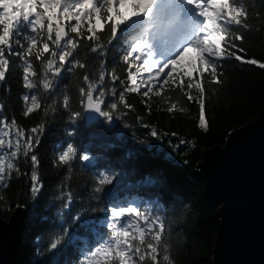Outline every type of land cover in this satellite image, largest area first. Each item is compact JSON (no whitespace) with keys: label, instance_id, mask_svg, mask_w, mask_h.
<instances>
[{"label":"trees","instance_id":"1","mask_svg":"<svg viewBox=\"0 0 264 264\" xmlns=\"http://www.w3.org/2000/svg\"><path fill=\"white\" fill-rule=\"evenodd\" d=\"M244 3L249 11L245 21L249 28L234 27L232 31L245 37L239 46L245 49L247 58L264 62V0H244ZM122 54L116 48L109 49L106 92L113 87L119 92L123 87L119 81L112 84L107 79L113 62H118ZM80 58L82 61L96 60V65L63 74L60 85L66 89L64 94L70 97L72 111L80 110L78 89L85 87L83 75L89 74L90 80L98 83L101 71L94 54L84 50ZM9 59L12 61L10 71L0 84V102L5 105L3 115L9 124L15 118L16 126L24 130L42 123L47 125L36 150L40 159L38 172L43 182L38 198L33 201L30 197V178L18 177L15 171L7 187H0L1 217L8 218L14 205L27 209V226L19 246L17 264H77L84 258L83 251L97 239V230L103 229L104 217L99 209L130 201L152 205L155 215L165 221L156 264H210L214 227L219 221L216 214L218 203L205 197L203 182L194 180L189 173L198 167L196 162L202 157V147L224 145L231 129L244 125L264 107V69L234 59L225 60L223 66L218 67L219 83L208 73L201 78L205 89L202 96L198 89H188V81L185 80L182 89L168 90L166 85L161 97H156L154 92L150 93V98L127 93L126 100L133 108L128 110L122 104L118 105L125 116H118L112 123L102 117L88 121L84 114L80 120L71 123L62 107L60 91L54 97L57 101L53 105L55 112L49 108L47 116H44L43 109L27 117L22 115L21 94L27 92L22 86V68L25 65L20 57ZM32 60L38 71L36 79L42 81L43 69L39 62ZM125 68L120 63L115 65L121 80L126 79ZM144 75L146 77L147 74ZM193 75L192 82L195 83L197 74ZM37 94L44 98L42 103L46 107L52 103L53 97L42 89ZM189 95L193 98L191 101L187 99ZM145 99L147 105L143 103ZM200 99L205 102L207 130L198 127ZM171 103H177L178 107L168 112ZM147 108H151V114ZM144 124L149 128L155 127L158 137H151ZM69 132L71 136L67 134ZM181 140L186 143L181 145ZM68 142L78 147V151H89L93 160L81 162L77 156L71 171H68L69 166L62 165L57 158L59 150H66ZM16 163L21 173L30 172V163L26 164L22 157ZM97 169L107 170L117 177L114 185L104 188L100 199H95L92 191L97 186ZM68 191L73 193V205L71 212L65 213L62 205ZM92 208L97 211H85ZM77 212L84 213L86 218H95V230L78 227L65 238L60 248L50 250L51 240L60 234L65 221ZM164 255L169 256L168 261L163 260Z\"/></svg>","mask_w":264,"mask_h":264},{"label":"snow or ice","instance_id":"2","mask_svg":"<svg viewBox=\"0 0 264 264\" xmlns=\"http://www.w3.org/2000/svg\"><path fill=\"white\" fill-rule=\"evenodd\" d=\"M0 9V84L10 71L9 57H20L25 65L22 86L27 92L21 94L25 117L40 109L44 116L49 108L55 112L54 97L60 91L62 107L71 123L80 120L84 113H95L112 123L118 116H125L118 105L133 108L126 100L127 93L150 98L154 92L161 97L166 85L168 90L182 89L187 80L186 87L198 89L202 96L205 89L201 78L208 73L219 83L218 67L225 60L234 59L264 69V62L247 58L245 49L239 46L245 37L232 31L234 27L249 28L245 22L249 11L244 0H0ZM110 48L123 53L118 62H113L107 76L112 84L120 82L123 87L119 92L115 87L110 92L105 90ZM84 50L95 55L101 71L98 83H93L89 74L83 75L85 87L78 89L80 110L72 111L70 97L64 94L66 89L60 81L64 73L96 65V60L82 61ZM32 58L43 69L42 81L36 79L38 71ZM117 63L126 66L124 80L116 74ZM41 89L53 97L47 107L42 103L44 98L37 94ZM187 99L193 98L189 95ZM143 103L147 105V99ZM4 107L0 102V187H7L15 171L18 177L30 178L29 193L35 201L43 189L36 150L47 125L42 123L24 130L16 126L15 118L9 124L3 115ZM177 107V103H171L168 112ZM147 111L151 114V108ZM143 126L149 129L151 137H158L155 127ZM198 127L208 128L203 99L199 100ZM185 143L180 141L181 145ZM77 156L81 162L93 160L89 151H78L72 142L66 144V150H59L57 158L71 171ZM21 157L26 164L30 163V172L21 173L16 163ZM95 176L97 186L92 191L94 198L100 199L104 188L114 185L117 177L99 169ZM72 205L73 193L68 191L62 205L65 213L71 212ZM85 211L95 213L97 209ZM99 211L104 217L103 229L97 230V239L83 251L84 258L77 264H146V259L148 264H156L165 221L155 215L152 205L130 201L113 203ZM94 226L95 218H86L82 212L72 214L60 234L51 240L50 250L60 248L76 228L95 230ZM163 260L168 261L169 256L164 255Z\"/></svg>","mask_w":264,"mask_h":264},{"label":"water","instance_id":"3","mask_svg":"<svg viewBox=\"0 0 264 264\" xmlns=\"http://www.w3.org/2000/svg\"><path fill=\"white\" fill-rule=\"evenodd\" d=\"M95 121V113H84ZM189 173L202 181V193L217 202L210 264H264V107L244 125L231 129L224 145L202 147ZM27 209L14 205L0 216V264H17L27 226Z\"/></svg>","mask_w":264,"mask_h":264},{"label":"rangeland","instance_id":"4","mask_svg":"<svg viewBox=\"0 0 264 264\" xmlns=\"http://www.w3.org/2000/svg\"><path fill=\"white\" fill-rule=\"evenodd\" d=\"M0 10H2V9H0ZM191 55H195V53H191Z\"/></svg>","mask_w":264,"mask_h":264}]
</instances>
